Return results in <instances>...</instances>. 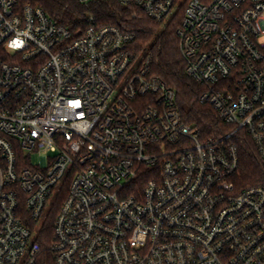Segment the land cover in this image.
<instances>
[{
	"label": "built area",
	"instance_id": "1",
	"mask_svg": "<svg viewBox=\"0 0 264 264\" xmlns=\"http://www.w3.org/2000/svg\"><path fill=\"white\" fill-rule=\"evenodd\" d=\"M89 7L106 0H74ZM178 22L186 74L232 131L204 140L121 27L77 37L0 0V264H264V189L241 188L235 140L264 165V0H117Z\"/></svg>",
	"mask_w": 264,
	"mask_h": 264
},
{
	"label": "trees",
	"instance_id": "2",
	"mask_svg": "<svg viewBox=\"0 0 264 264\" xmlns=\"http://www.w3.org/2000/svg\"><path fill=\"white\" fill-rule=\"evenodd\" d=\"M22 5L39 7L59 25L67 28L75 37L89 25L91 18L99 26H117L136 35V48L142 56L151 57V74L164 81L176 91L178 108L186 124L197 128L204 140L219 138L232 131L222 123L216 111L201 103L205 88L186 74L177 29L179 23L172 22L162 27L145 17L133 18L131 9L117 0H106L85 7L74 0H20ZM240 167L236 180L241 188L264 189V165L252 140L241 134L235 140ZM63 198L57 200L51 215L38 231V243L42 250L40 264H54L51 246L54 239V223Z\"/></svg>",
	"mask_w": 264,
	"mask_h": 264
}]
</instances>
